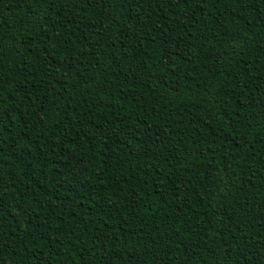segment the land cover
I'll return each mask as SVG.
<instances>
[{"label": "trees", "instance_id": "obj_1", "mask_svg": "<svg viewBox=\"0 0 264 264\" xmlns=\"http://www.w3.org/2000/svg\"><path fill=\"white\" fill-rule=\"evenodd\" d=\"M0 264H264V0H0Z\"/></svg>", "mask_w": 264, "mask_h": 264}]
</instances>
